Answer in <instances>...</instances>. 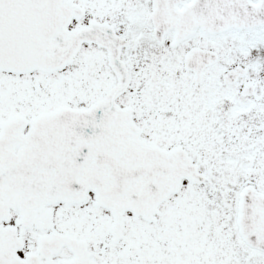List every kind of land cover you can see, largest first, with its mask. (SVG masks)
<instances>
[{
  "label": "snow or ice",
  "instance_id": "1",
  "mask_svg": "<svg viewBox=\"0 0 264 264\" xmlns=\"http://www.w3.org/2000/svg\"><path fill=\"white\" fill-rule=\"evenodd\" d=\"M0 264H264V0H0Z\"/></svg>",
  "mask_w": 264,
  "mask_h": 264
}]
</instances>
